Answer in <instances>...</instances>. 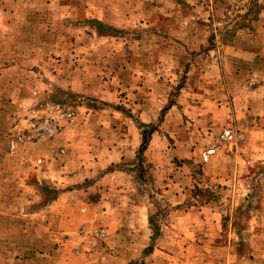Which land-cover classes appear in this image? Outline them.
Listing matches in <instances>:
<instances>
[{"label":"rangeland","instance_id":"1","mask_svg":"<svg viewBox=\"0 0 264 264\" xmlns=\"http://www.w3.org/2000/svg\"><path fill=\"white\" fill-rule=\"evenodd\" d=\"M46 1L50 0H37L31 7L25 1L12 3L11 7L17 9L15 20H26L33 13L35 19L0 27L1 31L15 34L14 38L3 40L2 46L7 52L2 54L0 49V69L19 64L23 68L20 78L35 81L24 87L16 83L12 86L9 78L14 76L13 80H17V71L10 70L5 75L0 72V211L7 214H0V223L15 225L25 218V224L29 225L25 231L29 245L11 247L16 259L38 256L40 264H50L51 254L57 257V262L52 259V264H64L68 256L74 257L77 263L83 261L75 237L70 238L61 231L63 220L59 215L54 220L59 230L52 235L55 247L46 244L49 212L27 218L17 215L23 210L31 213L35 207L41 209L52 199L41 196L56 195L60 189L54 182L49 183L48 178L33 182L34 176H27L25 182H29L25 184L10 161L11 155H17L20 144L54 137L88 108V112L96 114L98 122L104 114L108 122L120 120L123 126L134 125L142 134L135 167L131 168L143 181L137 185V198L140 202L148 199L154 209L151 222L155 233L149 248H177L173 244L182 231L178 227L180 217L173 212L175 208L209 206L213 214L208 217L216 218L218 223L212 238L221 246L213 250L224 262L219 264H264V134L258 142V133L251 132L264 129V119L255 120L253 116L247 119L242 114L246 109L242 93L247 80H264V0H77L82 4L91 1L96 7L107 10L104 11L106 17L113 20V23L106 18L102 23L85 21L91 34L95 31L116 35L88 38L89 46L97 53L82 57L83 63L89 66L95 62L104 68L95 73L97 79L94 80V72H88L93 80L90 82L92 91L86 93L90 95L80 91L81 87L73 89L71 86L73 76L68 66L75 62V57L66 49H71L72 42L69 37L49 33L50 30L66 32L69 26L61 21L60 12L47 7ZM261 11L263 15L259 16ZM75 13L81 14V11ZM30 32H35L36 37L29 38ZM61 41L65 44L62 52L57 50ZM35 46L42 50L37 48L39 54L31 56ZM252 50L257 52L256 57L249 54ZM33 66L38 68L39 74L32 70ZM122 66L124 68L116 70ZM153 73L161 79L153 78ZM103 77L122 80L121 86L117 81L114 83L119 89L114 88L113 99L99 95ZM42 78L45 83L39 81ZM31 86L41 94L31 96ZM131 91L134 93L129 96ZM13 96L21 101L13 102ZM135 100L144 101L141 106L157 118L141 120L137 106L140 103ZM172 103L179 105L178 113L164 119V109ZM225 105L238 111L234 119L226 113ZM39 109L45 111L39 112ZM115 112H120V117ZM23 119L28 120L23 122L27 127L13 136V128ZM227 128L234 132L229 140L221 137ZM241 131L246 137L236 133ZM177 140H183L187 148L193 147V154L185 157L184 149L175 150L179 145ZM209 148L215 151L205 159L203 154ZM63 153L62 148L58 149L56 158ZM36 154L29 156L30 161L43 165L46 157ZM206 165L210 167L209 172L204 169ZM158 176L175 179L177 184L171 179L164 183L157 181ZM179 181L185 193L181 196ZM106 235V229L102 234L96 233V237L104 241L106 249L103 251L114 253L112 241H106ZM35 240L38 244L32 245ZM72 241L76 247H71ZM226 242L231 246L225 248ZM196 247L199 246L188 250L178 248L177 258L196 255L199 252ZM205 250L212 252L211 248ZM170 255H174L173 251L164 254L166 257L157 252L155 259L168 263L179 261L175 255ZM23 262L17 264H25ZM125 264H145V260L139 258Z\"/></svg>","mask_w":264,"mask_h":264},{"label":"crops","instance_id":"2","mask_svg":"<svg viewBox=\"0 0 264 264\" xmlns=\"http://www.w3.org/2000/svg\"><path fill=\"white\" fill-rule=\"evenodd\" d=\"M23 1L29 3L31 7V5H34L33 2L37 0H0V27H10L18 23V21L33 22V19H35L34 13L33 16H27L26 20H15L17 9L15 10L16 7H11V4H19V2ZM91 1L94 2L93 0ZM91 1L84 4L79 3L77 0H58V2L55 0L46 1L47 7L50 10L52 9V11L57 10L60 12L61 21L69 26L66 28V32L50 30L49 33L55 37L65 36L70 38L72 46H70V50L67 48L66 52L72 57H75V62H72L73 64L68 66L73 76L70 83L73 89L81 87L79 89L84 92V94L92 91L91 88L93 85H90V82L92 83L94 78L97 79L95 73L101 72L104 69L100 67V64H95V62L91 63L89 66L86 62L83 63L82 57L84 58L85 55H95L97 53L95 49L89 46L88 38L92 39L94 36L102 39L116 36L113 34L97 33L95 31H93L92 34L89 32V27L85 21L95 20L102 23L105 18L106 20H112L110 16L106 17L107 14H105L104 11L107 10H103L100 6L96 7L91 4ZM12 9H14V11H12ZM77 11H81V14H76L75 12ZM28 12L31 14L30 11H27V14ZM262 15L263 13L261 11L259 16ZM111 23H113V20ZM36 35L35 32H30L29 38H35ZM14 37L15 34L0 30V49H2V54L7 52L2 46L3 40L12 39ZM58 44L59 48H57V50L62 52L65 44L62 43V41L60 43L58 42ZM37 48H39L40 51L42 50L40 46H35L30 53L31 56L39 54ZM98 50L99 48H97V51ZM19 52L23 54V49L20 48ZM249 54L255 57L257 56V52H254V50ZM255 57L253 59H255ZM122 68H124V66L121 68L118 67L116 70L118 71ZM10 70L17 71L19 76L17 80H13L14 76L9 78V85L15 86L16 83V85L24 87L35 83V81L20 78V72L23 68L19 64H11V66L5 65V67L0 69V72H2V75H5V73ZM32 70L35 72L38 71L39 74L37 67L34 69L33 66ZM92 71L94 72L93 80L88 73ZM106 76L110 77L108 75ZM152 76L153 78L156 77L154 73ZM156 78L161 79L159 75ZM11 79L13 81H11ZM102 79H104V77ZM255 79L256 78H253V81L247 80L245 84V91L242 93V98L245 99L246 109L242 114L245 115L247 119L253 116L255 120H257L259 117L264 119V80ZM39 81L45 83L43 78ZM115 81L121 86L120 81L122 80H116L114 77L113 79L106 78L101 81L103 82L101 83V85L103 84V88L99 93L101 98L113 99L116 96L113 90L115 88L117 91L119 88L114 86ZM38 84L41 85L39 82ZM38 91L37 88L32 87L31 96L41 94V91ZM131 93H134V91L129 92L128 95L131 96ZM150 93L152 94L153 91H149V94ZM9 101L10 98H7V102ZM12 101L18 102L21 100L18 99V96H13ZM135 101L140 103L137 106L140 107L139 114L141 120L153 121L157 118V115H154L152 111L141 106L144 101ZM148 103L149 102L146 104L148 105ZM178 108L179 105L177 103L168 105L164 109L165 114L163 118L166 119L168 116L178 113ZM88 110L87 108V111L85 113L83 112L82 116L81 113H78L75 120L67 123V125L54 137L20 144L16 149L18 151L17 155H11L12 160L10 161V165H15L16 175H19L18 177L21 181L25 182L27 176H34L35 181L33 182L48 178L49 183L54 182L60 189L56 195L51 196L43 194L41 196L43 199L52 198L47 201V203H45L46 205L41 209L35 207L31 213H26L25 210H23L21 212L19 211L17 215H23V217L27 218L30 216L34 217L38 213L49 212L47 216V220L49 221L47 224V232L49 236L46 239L48 240L46 244H49L51 247L56 246V240H52V235L56 234L59 230V227L54 221L55 217L59 215L62 218L63 223L60 227L61 231L67 235L69 234L70 238H73L72 235L75 237L77 241L76 245L79 246L78 253L83 259L82 262L79 260L81 263H77L74 257L68 256L64 264H125L139 258L144 259L145 264L221 263L222 261L219 259V256L213 253L215 248L221 246L212 238L215 237L213 232L218 230V223L215 221L216 218L208 217L213 214V210L209 206L203 208H196L195 206L175 208L173 212L180 217V225L178 227L179 230L182 231L173 244V246L177 248H168V250L157 247H153L152 249L149 248V246L152 245L155 233L151 222L154 209L152 208V202L148 201V199L145 202H140V199L137 198V193H139L137 185L143 181L140 179L141 177L136 174V170L131 168L135 167L138 148L142 143V134L134 125L130 124L128 127L123 126L120 120L113 119L108 122L109 118L105 117L104 114L101 115V119L98 122L95 120L96 114L92 111L88 112ZM37 111L42 112L45 111V109H39ZM207 111L208 110H205V113L208 114ZM225 111L226 113H230L233 119L237 116L238 112L229 109L226 105ZM117 113L115 115H119L117 117H120V112ZM209 115H211V113H209ZM106 116H108V114ZM19 122L20 124H17L15 128H13V131H15L13 136L20 133L19 131L21 129L24 130V127H27L25 124L28 122L27 119H23ZM251 122L253 121L251 120ZM252 125L253 123H251V126ZM16 128L20 129L17 131ZM251 128L255 129V127ZM251 132L258 133L257 141L260 142L262 139L260 135L264 134V129L259 128L256 129V131L251 130ZM236 133L242 137H246V134H242V131ZM178 142L179 145L174 149L177 151L184 149L185 157H189V153L193 154L192 151H195L193 147L187 148L183 140H177V143ZM60 148L64 150V153L56 158L57 156H55V153ZM33 152L37 153L36 155L42 154L46 157L47 160H45L43 165L30 161L29 156L32 155L34 157ZM125 166H129L130 168H126ZM204 169L206 172H209V165L204 166ZM169 179L171 178L158 176L157 181L161 180V182L164 183L165 180L170 181ZM28 182H25V184H28ZM171 182H176L177 184L175 179H171ZM178 183V188H183V186H180L182 182L179 181ZM183 192L184 191L181 189L179 196L185 194ZM0 214L7 215L3 210L0 211ZM25 223V218L15 225H10L7 222L0 223V264H17L23 261L25 264L41 263L37 258L38 256L16 259L17 255L11 252V247L20 248L29 245L25 235L26 228L29 225ZM101 227L106 229V241H112L111 244H113L114 253L113 251H103V249H106L103 245L104 241L96 237V230ZM82 228H84V231H81ZM13 232H17L18 234L14 235ZM66 240L69 241L68 238ZM36 241L37 240H35L32 245L38 244ZM39 245H41V240H39ZM194 245L199 246L196 247L198 248L197 250H199L196 255L185 254L183 258H177L179 252L178 248L183 247L188 250V248ZM223 246L226 248L231 246V244L227 243ZM71 247H76L73 241ZM199 248L204 249L200 250ZM206 248H211L212 252L208 253L207 250H205ZM169 250L173 251L179 261H170L168 263L162 259H155L157 252L163 255V257H166L164 254H168ZM111 253H113V255ZM52 259H54V262H57V257L50 254L48 261L50 264H52Z\"/></svg>","mask_w":264,"mask_h":264},{"label":"built area","instance_id":"3","mask_svg":"<svg viewBox=\"0 0 264 264\" xmlns=\"http://www.w3.org/2000/svg\"><path fill=\"white\" fill-rule=\"evenodd\" d=\"M221 137H222L223 139H225V140L232 139V138L234 137V132H233V130H232L231 128H227V129H225V130L223 131V134L221 135ZM214 151H215L214 148H209V149H207V150L204 152V154H203L204 158L207 159L208 156H209L211 153H213ZM103 231H105V229H101V230L98 229V230H96V233H100V234H102Z\"/></svg>","mask_w":264,"mask_h":264}]
</instances>
